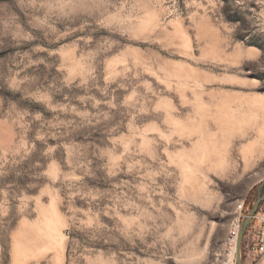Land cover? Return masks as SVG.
I'll use <instances>...</instances> for the list:
<instances>
[{
  "label": "rangeland",
  "instance_id": "obj_1",
  "mask_svg": "<svg viewBox=\"0 0 264 264\" xmlns=\"http://www.w3.org/2000/svg\"><path fill=\"white\" fill-rule=\"evenodd\" d=\"M263 196L264 0H0V264H219Z\"/></svg>",
  "mask_w": 264,
  "mask_h": 264
},
{
  "label": "built area",
  "instance_id": "obj_2",
  "mask_svg": "<svg viewBox=\"0 0 264 264\" xmlns=\"http://www.w3.org/2000/svg\"><path fill=\"white\" fill-rule=\"evenodd\" d=\"M244 207V203L238 206L237 217L232 223L227 236V254L219 264H236L238 238L241 232L242 222L247 218ZM251 222L254 224V233L245 245L244 253L248 259H259L264 262V202L259 207Z\"/></svg>",
  "mask_w": 264,
  "mask_h": 264
},
{
  "label": "water",
  "instance_id": "obj_3",
  "mask_svg": "<svg viewBox=\"0 0 264 264\" xmlns=\"http://www.w3.org/2000/svg\"><path fill=\"white\" fill-rule=\"evenodd\" d=\"M262 201H264V196L257 199V201H256L255 205L253 206L250 214L242 222L241 232H240V235L238 238V243H237L236 264H242V262H241V244H242L243 235H244L245 230L247 229V227L251 223L252 218L255 216L257 209H258V207Z\"/></svg>",
  "mask_w": 264,
  "mask_h": 264
}]
</instances>
